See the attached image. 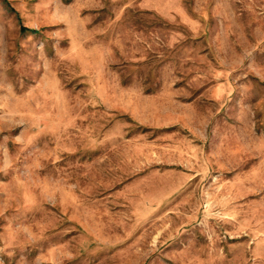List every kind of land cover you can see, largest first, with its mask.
I'll return each instance as SVG.
<instances>
[{
  "label": "rangeland",
  "instance_id": "374dc122",
  "mask_svg": "<svg viewBox=\"0 0 264 264\" xmlns=\"http://www.w3.org/2000/svg\"><path fill=\"white\" fill-rule=\"evenodd\" d=\"M0 264H264V0H0Z\"/></svg>",
  "mask_w": 264,
  "mask_h": 264
}]
</instances>
